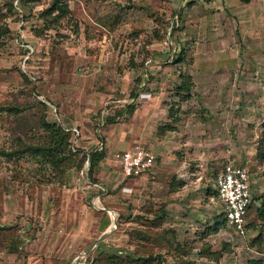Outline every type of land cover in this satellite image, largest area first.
<instances>
[{
    "label": "rangeland",
    "instance_id": "374dc122",
    "mask_svg": "<svg viewBox=\"0 0 264 264\" xmlns=\"http://www.w3.org/2000/svg\"><path fill=\"white\" fill-rule=\"evenodd\" d=\"M263 134L264 0H0V264L264 260ZM136 146L156 165L128 179ZM231 158L244 236L217 205Z\"/></svg>",
    "mask_w": 264,
    "mask_h": 264
},
{
    "label": "built area",
    "instance_id": "2783aa9c",
    "mask_svg": "<svg viewBox=\"0 0 264 264\" xmlns=\"http://www.w3.org/2000/svg\"><path fill=\"white\" fill-rule=\"evenodd\" d=\"M118 160L125 178L128 179L141 177L156 165V156L142 146L125 150L118 155ZM215 186L217 205L228 227L244 236L249 225V212L253 203L249 168L236 159H228Z\"/></svg>",
    "mask_w": 264,
    "mask_h": 264
},
{
    "label": "trees",
    "instance_id": "16d2710c",
    "mask_svg": "<svg viewBox=\"0 0 264 264\" xmlns=\"http://www.w3.org/2000/svg\"><path fill=\"white\" fill-rule=\"evenodd\" d=\"M186 80H184L182 82V85H181V90H184V91H190V88H191V82H190V79L188 78H185ZM50 149H53L52 147H50ZM55 156V154H54ZM104 157V152L103 150L101 151H97L95 153H93L91 155V168L95 166V162L96 160H100ZM258 157L264 161V134H263V138H262V142H261V145L259 147V150H258ZM60 159V157L58 158H55V162H58ZM48 163V162H47ZM261 212L264 214V205L260 208ZM222 215V214H221ZM223 216V215H222ZM222 224H225L227 223L225 219L222 220L221 222ZM217 231V229L215 230ZM141 259V260H140ZM132 261L129 262V264H132V263H138V264H144L146 262H149L151 261V258L150 259H143V258H132L131 259ZM248 264H264V260L263 259H250L248 261Z\"/></svg>",
    "mask_w": 264,
    "mask_h": 264
}]
</instances>
